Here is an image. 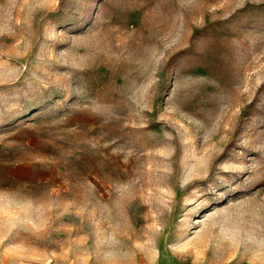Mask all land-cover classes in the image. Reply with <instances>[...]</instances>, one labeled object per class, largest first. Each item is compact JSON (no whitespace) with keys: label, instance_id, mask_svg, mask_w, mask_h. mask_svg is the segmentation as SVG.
<instances>
[{"label":"rangeland","instance_id":"rangeland-1","mask_svg":"<svg viewBox=\"0 0 264 264\" xmlns=\"http://www.w3.org/2000/svg\"><path fill=\"white\" fill-rule=\"evenodd\" d=\"M0 264H264V0H0Z\"/></svg>","mask_w":264,"mask_h":264}]
</instances>
